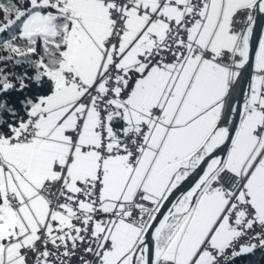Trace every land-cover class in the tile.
Wrapping results in <instances>:
<instances>
[{"label": "snow or ice", "instance_id": "snow-or-ice-1", "mask_svg": "<svg viewBox=\"0 0 264 264\" xmlns=\"http://www.w3.org/2000/svg\"><path fill=\"white\" fill-rule=\"evenodd\" d=\"M0 264H264V0H0Z\"/></svg>", "mask_w": 264, "mask_h": 264}]
</instances>
